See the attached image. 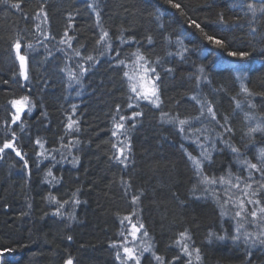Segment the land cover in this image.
Wrapping results in <instances>:
<instances>
[{"label":"trees","instance_id":"trees-1","mask_svg":"<svg viewBox=\"0 0 264 264\" xmlns=\"http://www.w3.org/2000/svg\"><path fill=\"white\" fill-rule=\"evenodd\" d=\"M242 2L245 0H171V3L169 0H0V119L4 120L9 113L6 99L16 96H28L31 102L35 101L36 115L35 119L23 120L26 125H32H28L31 131L21 144L28 169L23 168V161L11 149H6L4 159L0 160L1 264H63L69 258L73 264H113L109 249L115 255L117 248L111 245L122 242L121 230L127 235L130 228L128 221L121 224L125 216H130L137 226L145 225L135 245H140L143 231H148L146 239L153 244V251L164 258V264H187L188 257L176 244L180 233L186 230L191 237L187 241L190 249H200L201 260H193V264H264V246L249 249L242 242L210 238V233L232 235L233 221L221 214L216 200L206 196L198 185L186 155V150L193 156L200 155L195 136L189 138L188 126L181 133L178 120L169 122V117L188 119L193 129H206L205 134L210 138L222 132L215 121L200 115L201 104L196 102L199 100L211 103L221 123L224 121L220 114H227L239 123L237 115L241 112L235 106L245 104L244 132L257 123L264 125V39L260 35L264 32V20L252 25L257 29L253 34L247 25L251 13L245 17L246 9L232 6ZM176 3L181 5L179 9L173 7ZM221 11L229 23L243 17L239 23L245 26L221 33L216 23ZM193 20L208 35L229 41L226 48H215L191 24ZM103 31L109 33L111 49L103 42L97 44ZM68 37H72V48L60 43ZM177 37L183 38L188 49L183 59L176 54L182 51L176 44ZM17 40L28 63L29 79L23 82L16 75L17 60L12 58ZM29 44L32 48L27 47ZM137 50L160 73L159 108L135 99L128 79L123 76L124 71L132 70L118 64L119 60L134 61L135 66L133 54ZM76 51L81 53L79 57ZM229 51H245L250 55L230 57ZM88 55L94 60L82 59ZM81 63L89 71L79 84H70L67 69L78 71L77 65ZM226 65L235 68L240 78L238 91L242 96H237L234 103L231 97H225L228 88L235 89ZM200 67L205 69L203 74ZM169 68L171 72L166 71ZM214 85L224 86L226 94L213 88ZM242 86L251 95L244 93ZM64 101L70 103L71 110L63 105ZM73 105L76 112L72 118L78 121V132L66 128ZM134 111L143 115L128 119ZM161 113L168 116L162 117ZM121 115L126 117L125 129L113 137L114 124L120 122ZM233 128L239 130L237 125ZM125 133L131 143L127 167L115 160L118 153L113 147V144L121 146ZM223 138L239 148L240 159L258 163L264 150V133L245 138L232 131ZM5 139L12 140V133ZM37 140L43 146L47 144V150ZM70 140L75 146L69 150L64 146ZM200 140L203 142V135ZM4 141L0 140V146ZM14 143L20 144L17 133ZM216 146L221 150L212 153L211 163L205 162L206 174L218 177L230 170L247 175L230 147L219 138ZM40 152L48 158L38 156ZM73 157L78 158L75 165L71 163ZM49 160L64 166L60 172L53 173L55 180L47 176L49 169L54 170L51 162L42 167L44 172L39 169ZM254 176L259 179L258 173ZM75 192L87 203L78 209L72 207L77 199L73 196ZM134 196L139 197L135 204ZM51 197L60 203L68 201L61 209L63 215H59L68 222L66 225L49 217L55 212L51 208L59 207ZM68 199L72 201L71 211L66 206L71 202ZM77 217L79 224L67 228ZM151 257L152 252L144 253L141 264H148ZM151 264L156 262L152 260Z\"/></svg>","mask_w":264,"mask_h":264},{"label":"snow or ice","instance_id":"snow-or-ice-1","mask_svg":"<svg viewBox=\"0 0 264 264\" xmlns=\"http://www.w3.org/2000/svg\"><path fill=\"white\" fill-rule=\"evenodd\" d=\"M171 3V0H169ZM212 5L209 4V7ZM233 7H238L244 12V16L247 17L248 13H251V17L247 20V25L251 29V32L255 34L257 29L252 27L253 24H259L261 20H264V0H252V2H245L232 5ZM13 7H19V5H13ZM91 7V5H89ZM173 7L180 8L181 5L179 3L173 4ZM259 14V15H258ZM46 15V14H45ZM97 18L99 19V13H97ZM243 19V17L236 18V21L233 23H229L228 20L225 19L223 11L218 13V20L216 21L219 31L221 33L226 31H232L236 27L243 28L245 25L239 23V20ZM191 24H194L197 29L204 35L206 40L210 42L217 49L226 48L229 41H226L223 38H217L215 35H208L199 23L196 21H191ZM39 27V26H37ZM66 37L68 36L67 32L64 34ZM261 39H264V32L261 34ZM109 33L107 31H103L102 35H100L99 40H97V44L104 43L108 49H111V42L109 39ZM47 39V37H45ZM72 37H68L67 40H61V44H67L69 48H72L71 41ZM149 43H152L151 37H149ZM176 44L179 46L182 51H178L176 54L181 56V59L184 58L183 53L187 52L188 49L184 47L183 38L177 37ZM28 48H32V45H27ZM13 48L15 49L16 58L19 60V67L21 70V75L23 79L27 81L29 79L26 57L21 54L22 44L19 40H17ZM76 56H80L81 53L76 51ZM116 55L119 56V51L116 52ZM136 57V68L137 71L130 73L129 71H124L123 76L128 79V87L137 101H147L151 105L156 108L160 107V89L158 85V81H160V73L157 72L155 66L146 67L148 61L145 60V57L139 53L137 50L136 53L133 54ZM169 55H173L169 53ZM230 57H240L244 58L250 55L249 52L245 51H229L227 53ZM82 59L86 61H93L94 57L88 55L83 57ZM143 61L144 63H140ZM119 65H125L124 60L118 61ZM127 67V65H125ZM78 71L73 70L71 68L67 69V76L70 84H79L89 68L84 67V64L77 65ZM166 71L171 72L172 69H166ZM199 72L203 74L205 72L204 67H200ZM149 73H152L150 76ZM197 81L200 80V76L196 77ZM242 91L251 95L249 89L247 87L242 86ZM80 93L77 92V95ZM131 99V97H130ZM193 100H196V97H192ZM197 103L201 104V116H206L210 118L212 121H215L216 124L223 130L222 132L216 133L214 137H209V135L205 134L207 132L206 129L195 128L192 127V122L188 119H180L178 117H169V122L178 120L179 131L181 133L186 132L189 134V138L192 135L195 136V144L200 151L199 157L193 156L191 153L187 152L186 155L188 159L191 161L192 167L195 170V175L198 178V185L201 186L203 193L207 195H211L217 202V204L221 208V214L230 218L233 221L234 231L232 235H216L215 233H210V238L215 237L219 240L230 239L233 243L242 242L247 245L249 249L256 248L258 246H264V150L260 153V158L258 159V163H253L249 159L244 158L240 159V150L239 148L231 145L228 140H225L224 134L232 133V128L227 123V117L224 118V123H221L217 120V114L213 109V106L210 102L205 101L201 103V101L197 100ZM11 106L15 109V113L12 116V123H16L21 119V113L25 111L29 103V97L24 96L21 99H13L10 101ZM251 107H255V105H250ZM129 108L133 107L130 103L128 105ZM239 107V104H237ZM119 110V106H117ZM27 111L31 113L32 108L27 107ZM76 106H72V113L69 115V122L66 125V128L69 130L79 131L78 121L74 120L72 117L75 116ZM143 114L139 111L132 112L131 116L128 119H134L136 117H140ZM162 117L168 116V113H161ZM126 117L121 115L119 117L120 122H116L114 124L115 131H112L111 135L116 137L118 131L125 129V121ZM199 119V117L197 118ZM75 126V127H74ZM135 127V125H133ZM261 132L264 133V125L257 123L253 127H249L247 136L252 137L254 133ZM125 139L120 141L121 146L117 147L116 144H113L114 148H117V155L115 156V160L125 167L128 166L130 154H131V143L127 138V134L125 133ZM204 136L203 142L200 140V136ZM219 138L220 142L228 147H230L231 152L237 154V162L244 172L247 173L246 176H242L239 174H234L232 171H228L226 175L220 176H209L204 171L205 162L211 163L212 153L215 151H220L221 149H217L216 141ZM16 140V133H12V140H5L3 145L0 146V160L4 159V153L6 149H11L20 160L23 161V168L28 169V160L25 159V156L22 155L21 151L17 148L14 141ZM37 144H40L41 148H43V144L39 140L36 141ZM76 144H79V140L76 141ZM73 141H69L68 145L64 147L69 150L74 147ZM70 154V151H69ZM38 156H43L45 159L48 157L44 152H40L37 154ZM62 159H66V157L61 154ZM55 160V157H52ZM59 163V161H57ZM71 163L73 165L78 163V158L73 157ZM259 174V179H256L254 174ZM48 177H52V180L56 178L53 176L51 169L47 172ZM196 185H194V190ZM76 194L73 193V196ZM139 200L138 196L133 197V203L135 204ZM51 201L59 205L55 209L54 215H63L61 209L64 208V205L68 203V201H64L60 203L56 200L55 197H51ZM79 200H73V204H79ZM135 214V213H133ZM74 218V217H71ZM124 221H128L130 224V228L128 229L127 235L124 232H121L120 235L124 236V240L122 242H113L111 245L114 248H117L115 253V258L119 261V264H141V259L144 256V253L152 252L151 260L148 261V264H151V261L154 260L156 264H164V258L161 255H157L153 251V244L146 238L149 237L148 231H143L140 245H135V242L138 240V234L141 233V230L145 228L143 223H133L131 221L130 216H125L123 220H121V224H124ZM129 236L131 240H129ZM71 240V236L68 237ZM191 237L188 235L187 230L185 232L180 233V239L176 241V244L181 247L182 253L188 257L187 264H193V260L199 262L201 260L200 249L199 248H191L187 243ZM131 245V246H130ZM251 252L249 251V256ZM179 259V257H173V260ZM65 264H73V260L69 258L65 261Z\"/></svg>","mask_w":264,"mask_h":264},{"label":"bare ground","instance_id":"bare-ground-1","mask_svg":"<svg viewBox=\"0 0 264 264\" xmlns=\"http://www.w3.org/2000/svg\"><path fill=\"white\" fill-rule=\"evenodd\" d=\"M252 1V0H251ZM206 46H201V48L203 49V48H205ZM145 60H147L146 58H145ZM223 60V59H222ZM148 61V60H147ZM125 65H127V69L128 70H134L135 69V67H134V61H131V62H125ZM148 66L149 67H151V66H153V65H151L150 63H149V61H148ZM226 69L228 70V73L231 75V79H232V82H233V86H235V89H231L232 87H230V88H228L227 90H230L229 91V93L228 94H226V90L224 89V86H220V87H215V85H214V87L213 88H219V89H221V90H223L224 92H225V94L227 95V96H225V97H227V98H229V97H231L230 98V100L232 101V103H234V102H237L238 101V99H237V96H242L241 94H240V92L238 91V85H239V81H240V78H239V76H238V74H237V72H236V70H235V68H233V67H231L230 65H226ZM16 75H18L21 79H23L22 78V75L20 74V72L18 71L17 73H16ZM22 81V80H21ZM23 82V81H22ZM212 95V94H211ZM22 98V96H16V98H13V99H17V100H19V99H21ZM211 98L213 99V97L211 96ZM12 99V100H13ZM40 99H42L41 97L38 99V100H40ZM10 101H11V97H9V98H7L6 99V101H5V104L7 105V107H8V114L6 115V117L4 118V120H2V119H0V140L1 141H4V140H6L5 138L8 136V134L9 133H13V132H15V133H17V137L19 138V141H20V144H18L17 145V148L21 151V153L23 154V152H22V150H21V147H22V145L21 144H24L23 143V141L22 140H26V137H27V134L26 133H29V131H24L22 128H21V126H22V124H26V122L25 121H23L24 119H28V120H32V117H33V119H35L36 118V115H35V113H34V109H35V101H30L29 100V103H28V105H27V107H31L32 108V111H31V113H29L28 111H27V107L25 108V111L24 112H22L21 113V119H20V121H17L16 123H12V116H13V114L15 113V109L11 106V103H10ZM213 101V100H212ZM213 103H214V101H213ZM63 105L66 107V108H68V109H70L71 110V106H70V103L69 102H63ZM215 105V104H214ZM216 106H218V105H216ZM216 106H215V108H216ZM244 106H245V104L244 105H242V106H239V107H237V106H235V108H237V109H239L240 110V112L243 114H241V113H239L238 112V115H237V118H238V120H239V123H237L236 121H234V119L231 117V116H229V115H225V116H222L221 114H220V116H221V119H222V121H224V118L225 117H227V123L229 124V126L232 128V130H233V132L234 133H236L237 132V134H239V135H241V137L242 136H244L245 138L247 137V132H244L245 131V129H246V126H247V124H246V119H247V115L246 114H244L243 112H242V109H244ZM217 110V109H216ZM237 114V113H236ZM23 121V122H22ZM67 121V119H65V121L64 122H66ZM234 121V122H233ZM237 123V124H236ZM28 125L30 126V127H32V125H31V123H28ZM233 125H237L238 126V128H239V130H235L234 128H233ZM210 133H214V131H210ZM237 141H240V142H243V140L242 139H237ZM46 146H47V144H46ZM46 146L44 145V147H43V149L44 150H47L46 149ZM27 149H28V147H27ZM29 150V149H28ZM226 152V151H225ZM227 153H228V151H227ZM13 154H14V152H13ZM27 155H29V153L27 152ZM52 156V155H51ZM53 157V156H52ZM52 157H50L51 159H52ZM230 158V157H229ZM10 160H12L11 158H10ZM9 161H7L5 164H7ZM52 163V167L54 168V170L52 169V173H55V172H57V171H59L60 172V169L61 168H63L64 166H62V165H58V164H55L54 162H52L51 160H49V161H47V162H43L40 166H41V168H40V166H39V169H41L42 170V167L43 168H45L46 167V164L47 163ZM63 162V161H62ZM1 165H2V163H0ZM45 164V165H44ZM229 165V164H228ZM68 168H70V170H71V167H68ZM43 172L45 171V170H42ZM47 186H49V184L47 185ZM46 186V187H47ZM71 193H69V195H70ZM75 196L77 197V199L80 201L79 202V204H73L72 203V201L70 200V199H68V200H70L71 202H69V204L68 205H66L67 206V208H68V211H71V203H72V207H76L77 209H78V207L79 206H85L87 203H86V201H84V200H82V198L80 197V193H78V192H75ZM46 200V199H45ZM44 200V201H45ZM48 201V200H47ZM45 203H49V202H45ZM52 209V212H54L55 211V208H51ZM49 217L50 218H52V219H54L56 222H58V223H62V224H64V225H66L68 222L64 219V218H62V217H60L59 215H54V214H50L49 215ZM219 217V216H218ZM79 224V217H77V218H75L74 220H73V222L71 223H69V225H67V228H71V227H74V226H76V225H78ZM121 232H124L125 233V231H124V229H122L121 230ZM120 236H122V235H120ZM107 248L109 249V247L107 246ZM115 249V248H114ZM109 252H110V255H111V258H114L112 261H113V264H119V261H117L116 260V258H115V255L112 253V251L109 249ZM245 254V253H244ZM246 257V255H244V258ZM66 260H68V259H66ZM65 260V261H66ZM244 260H246V259H244ZM2 263V257H1V254H0V264ZM63 264H65V262H63Z\"/></svg>","mask_w":264,"mask_h":264},{"label":"rangeland","instance_id":"rangeland-1","mask_svg":"<svg viewBox=\"0 0 264 264\" xmlns=\"http://www.w3.org/2000/svg\"><path fill=\"white\" fill-rule=\"evenodd\" d=\"M12 58L17 59V58H16V53H14V56H13ZM140 63H144V62L142 61V62H140ZM145 66H146V67H149L148 64H146ZM134 67H135V69L132 70L130 73L137 71L136 64H135ZM59 70H60V69H58L57 72H58V74H61V73L59 72ZM149 75L151 76L152 73H149ZM128 83H129V82H128ZM21 128H22L24 131H29V132L31 131V129L29 128V126L26 125V124H22ZM26 134H27V133H26Z\"/></svg>","mask_w":264,"mask_h":264},{"label":"water","instance_id":"water-1","mask_svg":"<svg viewBox=\"0 0 264 264\" xmlns=\"http://www.w3.org/2000/svg\"><path fill=\"white\" fill-rule=\"evenodd\" d=\"M19 61V60H18ZM22 78H23V76H22ZM22 80H24V79H22Z\"/></svg>","mask_w":264,"mask_h":264}]
</instances>
